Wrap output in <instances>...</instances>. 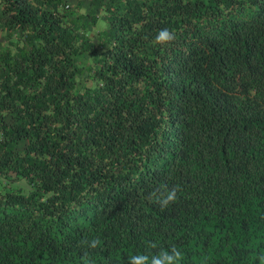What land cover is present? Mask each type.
<instances>
[{
    "label": "trees",
    "instance_id": "1",
    "mask_svg": "<svg viewBox=\"0 0 264 264\" xmlns=\"http://www.w3.org/2000/svg\"><path fill=\"white\" fill-rule=\"evenodd\" d=\"M88 4L0 0V264H259L264 0Z\"/></svg>",
    "mask_w": 264,
    "mask_h": 264
},
{
    "label": "clouds",
    "instance_id": "2",
    "mask_svg": "<svg viewBox=\"0 0 264 264\" xmlns=\"http://www.w3.org/2000/svg\"><path fill=\"white\" fill-rule=\"evenodd\" d=\"M176 39V33L168 28L161 29L155 36L153 45L167 46ZM178 186L168 188L163 185L149 193V199L156 203L161 210L167 209L178 199ZM101 241L93 238L91 240L81 241V246L85 249L81 258V264H92L89 250L100 247ZM149 249H158L157 251L139 252L129 256L128 264H182L184 259L183 251L176 246L168 248H159L156 243H149ZM259 264H264V254L257 257Z\"/></svg>",
    "mask_w": 264,
    "mask_h": 264
},
{
    "label": "rangeland",
    "instance_id": "3",
    "mask_svg": "<svg viewBox=\"0 0 264 264\" xmlns=\"http://www.w3.org/2000/svg\"><path fill=\"white\" fill-rule=\"evenodd\" d=\"M77 1H80L81 3V10L83 11H87L89 9V4L88 1L89 0H71V2L75 3ZM105 18L102 12H98V18H97V22L94 26L93 32H90L89 34L91 35L92 33L96 32L97 30H101L104 28L105 26ZM3 38V33L0 32V39ZM22 184V183H21Z\"/></svg>",
    "mask_w": 264,
    "mask_h": 264
}]
</instances>
